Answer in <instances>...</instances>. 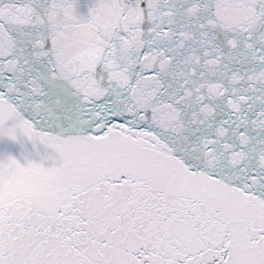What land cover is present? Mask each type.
<instances>
[{
	"label": "snow or ice",
	"instance_id": "snow-or-ice-1",
	"mask_svg": "<svg viewBox=\"0 0 264 264\" xmlns=\"http://www.w3.org/2000/svg\"><path fill=\"white\" fill-rule=\"evenodd\" d=\"M0 264H264V0H0Z\"/></svg>",
	"mask_w": 264,
	"mask_h": 264
}]
</instances>
